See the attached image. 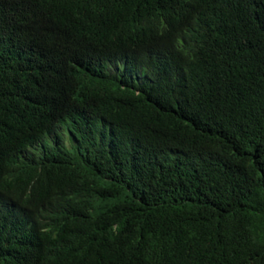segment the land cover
<instances>
[{
  "label": "trees",
  "instance_id": "1",
  "mask_svg": "<svg viewBox=\"0 0 264 264\" xmlns=\"http://www.w3.org/2000/svg\"><path fill=\"white\" fill-rule=\"evenodd\" d=\"M0 82V264H264V0H0Z\"/></svg>",
  "mask_w": 264,
  "mask_h": 264
},
{
  "label": "clouds",
  "instance_id": "2",
  "mask_svg": "<svg viewBox=\"0 0 264 264\" xmlns=\"http://www.w3.org/2000/svg\"><path fill=\"white\" fill-rule=\"evenodd\" d=\"M58 71L60 72L61 75H63L62 69H59ZM62 85L63 86L67 85L65 77L63 79ZM3 89H4V85L0 82V117L5 121V129H7L15 119H23V118L30 119V117L25 112L15 107H10L9 109L5 110V108L3 107V102L1 100L2 98L7 102H9L11 105L22 104L28 108H32L33 113L39 116L42 115L41 112L44 113V116L56 112L60 120L65 118L63 112L57 107L55 102L52 101L47 96H45L42 99L40 96L30 95L24 89H22V91L20 92H15L13 89H9V88L6 92H3ZM88 128L93 138L95 125L91 124L88 126ZM66 133L69 134V137L71 138L70 145L72 146V148L74 147V145H81L92 139V138L85 139L81 137L80 133L76 131L72 126L70 127L67 121L64 120L59 124L57 132L55 134L46 136L45 142L48 143L49 147L64 146L65 148L70 150L72 148H69L66 143L67 141ZM5 144L9 145L8 137H6L5 141L0 140V148Z\"/></svg>",
  "mask_w": 264,
  "mask_h": 264
},
{
  "label": "rangeland",
  "instance_id": "3",
  "mask_svg": "<svg viewBox=\"0 0 264 264\" xmlns=\"http://www.w3.org/2000/svg\"><path fill=\"white\" fill-rule=\"evenodd\" d=\"M66 134H67V133H66ZM66 137H67V141H66V143H67L68 147H69V148H72V146L70 145L71 138L69 137V134H67Z\"/></svg>",
  "mask_w": 264,
  "mask_h": 264
}]
</instances>
